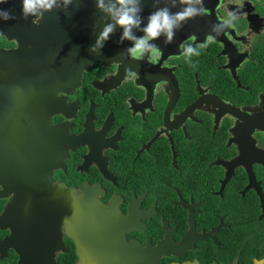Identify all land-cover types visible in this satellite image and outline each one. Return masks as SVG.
<instances>
[{
  "label": "flooded vegetation",
  "instance_id": "1",
  "mask_svg": "<svg viewBox=\"0 0 264 264\" xmlns=\"http://www.w3.org/2000/svg\"><path fill=\"white\" fill-rule=\"evenodd\" d=\"M242 2L208 9L239 19L191 65L212 30L149 41L156 65L96 56L67 92L10 74L59 37L0 4V264H264V0Z\"/></svg>",
  "mask_w": 264,
  "mask_h": 264
},
{
  "label": "water",
  "instance_id": "2",
  "mask_svg": "<svg viewBox=\"0 0 264 264\" xmlns=\"http://www.w3.org/2000/svg\"><path fill=\"white\" fill-rule=\"evenodd\" d=\"M218 0H203L204 6L209 10H214ZM143 12L142 16L147 17L150 12L154 11L155 8L168 7L171 12H177L186 5H181L177 0L175 6L172 4V0H160L158 4L153 7V0H141ZM192 6L199 8L200 5L193 4ZM103 14L96 8L95 0H73V3L68 7L67 11L54 9L51 12H45L43 16L44 26H48V29H55V35H58L57 46L53 48L51 58L49 59L48 65H46V56H37L35 58V64L30 71L25 68L17 71L11 69L10 74L24 75L29 74L33 76L53 78L54 85H58V90L69 91L73 90L79 85L81 81V74L83 70L89 69L90 63L96 56L103 58L105 61H120L126 56V49L132 46V41L124 40L122 44H118L117 40L122 34V29L117 27L115 33L111 38L104 44V48L97 53L89 52L91 45L95 43L96 36L102 30L106 21L102 20ZM147 23L145 19L141 24V28ZM217 24V20L212 14L205 15L203 17H196L190 19L184 24L181 29L176 31L175 37L172 43L168 44L172 48L174 44H177L185 36L194 34L198 35L201 30H212L213 25ZM95 26V27H94ZM207 28V29H206ZM135 36H142L143 33L136 28L132 29ZM55 36V37H56ZM214 36L217 37L215 34ZM161 39V40H160ZM165 37L161 35L157 41L163 45ZM13 56H16L17 65L22 68L25 63L21 58V50L12 51ZM21 58V59H20ZM8 74V71L0 73V75ZM58 79V82L54 81ZM49 79H33L32 82L38 83H51ZM28 80H16L20 83L17 86L16 91H24V84L28 83ZM3 83V80L0 81ZM14 83V82H12ZM18 96L11 98V110L6 111L5 105L0 107V116L7 117L14 115L20 111L16 110L12 104V100ZM61 107V106H60ZM49 110H43L39 115H43V122H45V115L49 113ZM22 114V113H21ZM20 114V115H21ZM91 203L96 202L93 194L89 195ZM98 217V215H96ZM20 264H33L31 259H26Z\"/></svg>",
  "mask_w": 264,
  "mask_h": 264
},
{
  "label": "clouds",
  "instance_id": "3",
  "mask_svg": "<svg viewBox=\"0 0 264 264\" xmlns=\"http://www.w3.org/2000/svg\"><path fill=\"white\" fill-rule=\"evenodd\" d=\"M159 2L160 0H153V7L155 8V5ZM176 2L177 0H172L173 6ZM6 3H8V0H0V4ZM72 3L73 0H21V15L25 20L29 16L33 17L32 23L38 25L45 12H51L54 9L67 11ZM179 3L186 6L177 12H171L168 7L155 8L147 17H144L141 15L143 12L141 0H95L96 8L103 14L101 19L106 23L96 36L95 43L90 46L89 52L97 53L102 50L104 44L119 27L123 31L117 43L122 44L126 39L132 41V46L125 50L126 56L136 61H146L150 65H156L160 61L162 50L156 44H150L149 41L159 39L163 35L165 37L164 44L168 45L172 43L176 31L181 29L188 20L210 14L204 6L203 0H179ZM228 3H236L237 9L243 7L242 0H228ZM193 4L200 5V7H194ZM0 19L8 21L16 19V17L10 10H0ZM145 19L147 23L141 28V24ZM220 19L221 22L212 27V31L217 36L227 28H236L239 12L229 11L226 17ZM133 28L141 31L143 35L135 36L132 32ZM190 39L195 40L196 37L193 35ZM215 42L216 37L208 34L204 43L198 44L196 47L181 43L180 48L185 59L191 65L190 58L192 55H200V49L206 48ZM164 66L170 67V65ZM126 71L132 76L136 75L135 72L131 71V68L126 69Z\"/></svg>",
  "mask_w": 264,
  "mask_h": 264
}]
</instances>
